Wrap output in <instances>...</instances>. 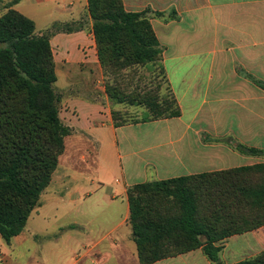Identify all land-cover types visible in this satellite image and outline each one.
<instances>
[{
  "label": "crops",
  "instance_id": "crops-1",
  "mask_svg": "<svg viewBox=\"0 0 264 264\" xmlns=\"http://www.w3.org/2000/svg\"><path fill=\"white\" fill-rule=\"evenodd\" d=\"M122 1L152 11L181 115L117 125L98 85L88 0H21L13 8L50 36L56 83L65 81L60 116L74 131L23 232L9 243L0 235V264H116L127 254L139 263L131 188L264 163L236 148L264 151V0ZM217 244L225 264L252 258L264 251V226ZM206 258L198 248L154 264Z\"/></svg>",
  "mask_w": 264,
  "mask_h": 264
},
{
  "label": "trees",
  "instance_id": "trees-1",
  "mask_svg": "<svg viewBox=\"0 0 264 264\" xmlns=\"http://www.w3.org/2000/svg\"><path fill=\"white\" fill-rule=\"evenodd\" d=\"M20 1L9 0L7 11L0 15V235L8 243L23 232L40 206L64 152L65 138L73 132L60 116L50 36L37 35L34 21L13 8ZM88 11L103 69L162 61L164 47L152 26L151 10L133 13L125 10L122 0H88ZM258 83L264 89V83ZM146 101L155 112L152 120L181 115L174 96L165 114L158 112L162 106ZM236 148L245 154H264L242 144ZM245 173L264 175V163L131 188L129 224L139 264L198 248L212 264H225L224 245L217 242L264 226V183L244 184L239 176ZM190 180H207L219 188L214 185L200 194L187 187ZM160 197L166 203L168 197L174 200L176 215L161 209ZM201 209L207 214L202 215ZM235 264H264V251Z\"/></svg>",
  "mask_w": 264,
  "mask_h": 264
},
{
  "label": "rangeland",
  "instance_id": "rangeland-1",
  "mask_svg": "<svg viewBox=\"0 0 264 264\" xmlns=\"http://www.w3.org/2000/svg\"><path fill=\"white\" fill-rule=\"evenodd\" d=\"M5 6L6 4L0 5V14L4 11ZM102 70L103 74L102 77L98 79V85L102 94L106 96L105 98L109 103L112 116L116 123L130 124L139 123L145 120H152L154 119L153 115L155 112L149 109L146 100L151 99L160 107L162 106L158 111L162 114H165L164 110L166 106H169L173 100V95L170 90L166 74L162 68L161 61L139 64L135 66L113 65L108 70L103 68ZM84 74L86 77H88V79L84 82L83 87L90 83L89 74L87 72ZM77 75L78 72L73 76ZM76 80L82 82V77H77ZM58 83H55L54 85V90L57 92V94L60 92L61 88H65L62 86V84L65 83L63 79ZM112 96L121 97L125 101L117 102V100L113 99ZM132 101L137 104H133ZM239 177L241 182H244V184L248 185L255 186L264 183V175L258 173H245ZM231 178L236 179L235 177ZM186 185L191 190H194L200 194L209 188L214 189V185L219 188V184H214L208 182L207 180H190L186 183ZM152 196L154 195H149V198L156 200ZM158 199L160 201L157 202L161 204L162 210L169 209L173 215H176L177 206L174 204L173 199L168 197V203H166L161 197ZM203 202L201 201V203ZM201 214L206 215L207 211L201 209ZM118 259L119 261L117 260L116 264H139L138 259L132 255L130 256L129 254L121 258L118 257ZM206 260L209 262L207 258ZM207 261L194 260L188 262L186 260L185 262L173 261L172 263L168 264H211Z\"/></svg>",
  "mask_w": 264,
  "mask_h": 264
}]
</instances>
